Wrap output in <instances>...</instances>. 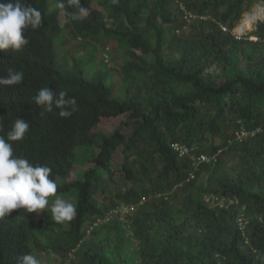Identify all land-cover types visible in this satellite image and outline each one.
Returning <instances> with one entry per match:
<instances>
[{"label":"trees","instance_id":"1","mask_svg":"<svg viewBox=\"0 0 264 264\" xmlns=\"http://www.w3.org/2000/svg\"><path fill=\"white\" fill-rule=\"evenodd\" d=\"M259 1L80 0L89 11L81 16L60 0H21L43 20L28 29L22 50L0 52V76L25 73L23 83L0 87V135L17 117L30 121L14 153L51 167L57 195L77 215L57 223L50 206L13 210L0 220V264H16L25 252L56 254L65 264H264V19L241 39L233 33ZM79 38L106 39L121 72L103 58L67 62L61 50ZM216 65L220 73L207 72ZM42 87L57 97L67 91L78 111L61 118L53 103L46 112L32 100ZM119 116L106 135L102 119ZM175 143L190 153L181 156ZM79 150L87 166L67 181ZM203 153L217 161L195 165ZM225 153L237 154V163L225 164ZM207 196L239 202L212 204ZM130 206L135 213L123 217Z\"/></svg>","mask_w":264,"mask_h":264},{"label":"clouds","instance_id":"2","mask_svg":"<svg viewBox=\"0 0 264 264\" xmlns=\"http://www.w3.org/2000/svg\"><path fill=\"white\" fill-rule=\"evenodd\" d=\"M58 6H75L81 16L87 8L80 0H60ZM73 18H76L75 15ZM43 16L36 7H25L21 0H0V52H19L30 43L28 29L35 30L42 24ZM25 73L9 68L0 76V87L23 83ZM34 103L46 112L53 111V103L61 118H70L78 111L77 99L67 91L56 92L50 87L40 88L32 97ZM3 117H0V121ZM3 125L0 124V130ZM30 130V121L17 117L6 135H0V220L10 216L13 210L24 209L28 213L46 212L50 206L51 219L57 223L72 221L77 215L76 206L56 195L58 184L53 169L47 164H34L24 155L14 153V143L25 139ZM50 197H55L50 202ZM100 221V220H98ZM97 224V223H96ZM16 264H40L31 252L19 254Z\"/></svg>","mask_w":264,"mask_h":264},{"label":"rangeland","instance_id":"3","mask_svg":"<svg viewBox=\"0 0 264 264\" xmlns=\"http://www.w3.org/2000/svg\"><path fill=\"white\" fill-rule=\"evenodd\" d=\"M91 8H93V9L99 8L101 10L106 11L107 13L109 12V9L106 6L101 5L100 3H94ZM87 12H89V11H87ZM252 12L259 13L260 17L258 19H264V1H259V2L255 3L250 11H247L243 14L242 19L239 21V23L237 24V26L233 30L234 32L237 31V28L239 31L242 32V30L239 29L240 25L245 20L246 15L248 13H252ZM256 22H257V20L255 22H253V24H252L253 26H251V28L249 30H246V32H244V34L249 32L250 30H252L255 27ZM69 35L72 36V29L67 34L68 38L71 37ZM256 38L257 37L252 36L250 39L255 40ZM102 43H106V47L102 46ZM61 53L63 54L64 59L69 63L72 62L73 56H76V57L87 56V59H89V57L92 56V58H94L96 61H99L100 58H103L105 63L112 64L119 72H121V68H119L117 66V63H114V59L118 58L119 55L113 51L112 46L110 44H108L107 40L104 38L100 39L99 41L84 40V39L79 38L78 42H75V41L70 42L66 47H64L61 50ZM108 53H109V60H107V58L105 57L106 54H108ZM221 69H222L221 67L216 65V66L209 68L207 70V72L215 75L217 73H220ZM116 91L118 93H121V94L125 93L126 92V84H121L119 87H117ZM121 120H122V116L104 117L102 119V121L100 122L99 126L101 128H104L103 130H104V133L106 135H110V134H112V132L115 131L117 125L119 124V122ZM224 142H225L224 137L219 136L216 138L215 144L222 146V145H224ZM79 154L81 155L82 158H80L78 163H76V165L73 168L70 176L67 177L68 178L67 181L77 179L87 166V162L85 161V158L83 155V150H79ZM119 159H120V155L116 154L114 165L118 164ZM223 160H224L225 164L231 165V164L237 163L238 157H237V154H235V153H225L223 155ZM207 178H208V173L203 172L201 179L207 180ZM58 196H64V195L59 194ZM49 199H50V201H52L51 199H55V197H50ZM183 201H184V194L180 192L179 197L176 200V203L182 205ZM135 211H136L135 208H127L126 207L123 211V217L127 216L128 214L132 215L135 213ZM37 258L39 259L40 264H65V262H66V260L62 259L61 257H59L56 254L47 255V254L41 253V254L37 255Z\"/></svg>","mask_w":264,"mask_h":264},{"label":"built area","instance_id":"4","mask_svg":"<svg viewBox=\"0 0 264 264\" xmlns=\"http://www.w3.org/2000/svg\"><path fill=\"white\" fill-rule=\"evenodd\" d=\"M182 9L185 10V6H182ZM186 17H193V15L189 14L188 12H186ZM223 30L224 31H228V27L226 26H222ZM244 32L246 31H239L238 28H237V31L236 32H233L234 35L236 36V38L238 39H241L242 36L244 35ZM249 134V132L247 131H243L241 134H239V138H241L242 136H247ZM174 148L176 151L179 152V154L181 156H185L186 154H189L190 153V148L185 146V145H181L179 143H175L174 144ZM216 162L217 161V154L216 155H209V154H206V153H203L201 155H199L196 159H195V165H199L200 163H211V162ZM194 176V175H193ZM207 201H211L212 204H221V205H230L231 203L233 202H239L238 199H236V201L234 199H231L227 202L226 198L223 197V198H218V197H213V198H210L209 196L206 197ZM126 208V207H125ZM122 209V213L124 211V209ZM127 208H134V206H130V207H127ZM117 211V210H115ZM239 222H240V225L241 227H245L246 223L248 222L246 217L242 214L240 219H239Z\"/></svg>","mask_w":264,"mask_h":264},{"label":"bare ground","instance_id":"5","mask_svg":"<svg viewBox=\"0 0 264 264\" xmlns=\"http://www.w3.org/2000/svg\"><path fill=\"white\" fill-rule=\"evenodd\" d=\"M259 16V13L252 12L248 13L245 17V20L240 25V30L246 31L251 28L252 22Z\"/></svg>","mask_w":264,"mask_h":264}]
</instances>
